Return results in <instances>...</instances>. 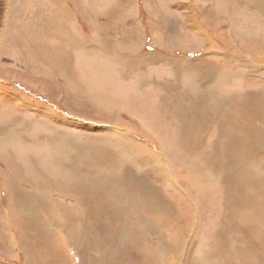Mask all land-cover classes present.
Returning a JSON list of instances; mask_svg holds the SVG:
<instances>
[{
    "label": "rangeland",
    "instance_id": "obj_1",
    "mask_svg": "<svg viewBox=\"0 0 264 264\" xmlns=\"http://www.w3.org/2000/svg\"><path fill=\"white\" fill-rule=\"evenodd\" d=\"M71 1L72 9L67 5L66 9L81 28L71 26L77 30V40L69 34L61 41L48 34L59 35L66 27H52L54 32L46 30L48 25L44 28L46 21H59L56 7L48 0H0V187L2 213L7 217L3 218V231L0 228L3 264H264V225L250 210L223 216V176L219 175L224 173L221 165L225 162L219 138L223 116L212 118L211 128L205 127L202 136L192 141L187 135L193 134L192 126L199 121L185 116L191 106L196 108L194 98L200 99V91L206 99H217L229 108L239 93L231 90L234 83L241 85V98L255 91L264 95V3L136 0L129 4L120 0L122 12H116L115 19L126 20L118 23L121 26H116L113 36L104 38L105 42L111 40L107 47H113L115 57H109L108 63L98 58L102 69L106 64L113 68L96 75L86 59L89 56L97 62V50L86 53L94 38L89 30L96 29L90 26L94 5L91 0ZM99 10L102 14L101 7ZM72 44L75 58L67 50ZM56 45L58 52L53 49ZM208 59L216 65L207 64ZM150 151L159 157L170 179L150 172ZM91 169L103 178H120L121 187L139 190L138 197L129 201L133 196L129 192L131 197L124 201L120 195L116 197L119 202L99 201L102 197L96 189L100 181L91 180V173H86ZM36 172L46 175L47 181L37 178ZM20 186L43 194L40 197L45 200L36 208L39 211L26 204L23 213L24 205L8 201L11 197L6 195L21 190ZM155 189L156 199L175 210L156 212L155 200H144L147 190ZM242 190L250 194L251 189ZM78 192L94 197L95 209L87 217L80 206V212L75 209V215L61 219V224L69 222L64 244L56 241V203L48 201L63 196L66 206L70 195ZM177 194L183 196V202ZM207 198L213 207L208 212ZM185 199L196 205L192 202L190 210ZM257 201L261 203L262 198ZM124 203L135 209L120 207ZM177 216L185 227L175 225ZM241 217L246 223L238 232L235 225L241 227Z\"/></svg>",
    "mask_w": 264,
    "mask_h": 264
},
{
    "label": "bare ground",
    "instance_id": "obj_2",
    "mask_svg": "<svg viewBox=\"0 0 264 264\" xmlns=\"http://www.w3.org/2000/svg\"><path fill=\"white\" fill-rule=\"evenodd\" d=\"M57 25V24H56ZM193 27H195L196 29H198L194 23H192ZM55 26V25H54ZM58 26V25H57ZM53 27V26H52ZM57 28V27H56ZM51 30V28H50ZM66 30V29H65ZM85 44V43H84ZM92 50V49H91ZM100 50V49H99ZM95 51V50H94ZM102 52V51H101ZM206 66V65H205ZM207 69V68H206ZM239 71V70H238ZM237 72V71H236ZM207 73V72H206ZM204 74V73H203ZM250 74V73H249ZM208 75V74H206ZM254 75V74H253ZM242 76V75H241ZM198 78V77H197ZM200 78V76H199ZM220 78V77H219ZM215 79V78H214ZM197 80V79H196ZM216 80V79H215ZM157 81V80H156ZM206 81V80H205ZM210 83V82H209ZM212 84V83H211ZM208 91V90H207ZM196 92V91H195ZM259 91H255L254 93L250 94L248 100H246L243 96L242 98H240L239 102L233 106V107H228L226 105V107L222 106V102L217 100V99H213V101L206 99L207 97H205V95L202 94V91H200L198 94V96H200V99H197L196 97L194 98V104L196 106V108L191 109L186 112V119L193 121L192 119L194 118H198V123L192 126V129H194L193 134L187 135V137L189 138V140L192 141L198 139L200 136H202L201 132L205 127H210L208 125L209 122H211L212 118H215L216 115L221 114L224 118L223 121H221L220 124V139L223 140V150L224 152H222L224 154V158H225V162L221 165V167L224 169V173L223 174H219L222 175L223 177L222 179V190H224V193L222 194V202H223V207H224V213L223 216H227L230 213H238L243 212V211H247L250 210V212L253 214V217L258 219V223L260 225H264V95L261 93H258ZM263 92V91H262ZM205 94V93H204ZM229 94V93H228ZM190 95V94H189ZM203 95V96H202ZM215 95V94H214ZM230 95V94H229ZM212 96V95H211ZM221 96V95H220ZM213 97V96H212ZM241 97V96H240ZM233 98V97H232ZM230 99V98H229ZM232 100V99H231ZM233 101V100H232ZM231 103V102H230ZM244 103V104H243ZM192 105V104H191ZM232 106V105H231ZM221 108V109H220ZM219 109L221 110L220 113ZM225 112V113H224ZM159 113V112H158ZM134 114V113H133ZM140 117V116H139ZM222 119V118H221ZM156 120V119H155ZM27 124V123H26ZM217 124V122H216ZM215 125V124H213ZM206 128V129H207ZM211 128V127H210ZM209 128V129H210ZM21 129V128H20ZM151 129V128H149ZM5 130V129H4ZM27 131V130H26ZM209 131V130H208ZM198 132V133H196ZM204 132V131H203ZM202 132V133H203ZM25 134V133H24ZM26 134H28V132H26ZM205 134V133H204ZM22 136V134H21ZM26 136V135H25ZM208 136V135H207ZM206 137V136H205ZM27 138V137H25ZM28 139V138H27ZM130 139V138H129ZM30 140V139H29ZM135 140V139H134ZM188 140V142H189ZM218 140V139H217ZM221 140V141H222ZM10 141V140H9ZM32 141V140H31ZM75 141V140H74ZM220 141V142H221ZM159 142V141H158ZM219 142V141H218ZM209 143V142H208ZM114 144V143H113ZM158 144V143H157ZM202 144V143H201ZM215 144V143H214ZM217 144V143H216ZM55 145V144H54ZM73 147V146H72ZM204 147V144H203ZM218 147V146H217ZM99 148V147H98ZM213 148V147H212ZM63 149V148H62ZM61 149V150H62ZM95 149V148H94ZM60 150V151H61ZM70 150V149H69ZM219 150V149H218ZM222 150V149H221ZM63 151V150H62ZM65 151V150H64ZM71 151V150H70ZM141 151V150H140ZM52 152V151H51ZM55 152V151H54ZM66 152V151H65ZM103 152V151H102ZM106 152V151H105ZM144 152V151H142ZM141 152V153H142ZM215 152V151H214ZM219 152V151H218ZM56 153V152H55ZM85 153V150H84ZM87 153V152H86ZM90 154V153H89ZM93 154V153H91ZM145 154V153H144ZM205 154V153H204ZM88 155V154H87ZM66 156V155H64ZM89 156V155H88ZM97 156V155H96ZM130 156V155H129ZM150 156L153 159L152 163L149 164V170L150 172H152L153 174H156L157 171V177L162 176V177H167L170 179V174H166L168 173V170L166 168H164L162 166V162L159 161V157H157V155L154 153H152V151H150ZM93 158V157H92ZM97 158V157H96ZM242 158H245V163L242 164L241 160ZM34 159V158H33ZM212 159L211 155H210V160ZM44 160V159H43ZM100 160V158H99ZM222 160V159H221ZM67 161V160H66ZM73 161V160H71ZM78 160H76L77 162ZM98 161V160H97ZM53 162V161H52ZM85 162V161H84ZM87 162V161H86ZM100 162V161H99ZM61 163V162H60ZM66 163V162H65ZM73 163V162H72ZM90 163V162H89ZM97 163V162H96ZM101 163V162H100ZM74 164V163H73ZM99 165V163H98ZM63 166V164H62ZM68 166V165H67ZM73 166V165H72ZM105 166V165H104ZM41 167V166H40ZM84 167V166H83ZM101 167V166H100ZM99 167V168H100ZM92 168V167H91ZM96 168V166L94 167ZM98 168V167H97ZM103 168V167H101ZM76 169V168H75ZM78 169V168H77ZM42 170V169H41ZM40 170V173H41ZM54 170V169H53ZM84 170V169H83ZM102 170V169H101ZM109 170V169H108ZM44 171V170H43ZM59 171V170H58ZM67 171V170H66ZM78 171V170H77ZM96 171V170H95ZM94 170L92 171L89 170L86 173H91L90 177L92 181H100V185H97V196H101L102 198L99 199V201H104V202H119L116 200V197L120 195V197H122L123 201L124 199L126 200V197L130 196L131 194L133 195L131 199H129V201L133 200V197L136 198L138 197V193L136 191L139 192V190L135 189H131L130 187H126L123 188L120 186L122 180H120V178L115 179H110L108 177H104L99 174H97V172H95ZM60 172V171H59ZM79 172V171H78ZM82 172V170L80 171ZM173 172V177L175 179L176 177V172H174V170H172ZM54 172H51L50 174H52ZM56 173V172H55ZM62 173V171H61ZM60 173V174H61ZM76 173V172H75ZM108 173V172H107ZM39 173L36 172L37 176ZM43 174V173H42ZM58 174V173H57ZM82 174V173H79ZM87 174V175H88ZM105 174V173H104ZM63 175V174H62ZM67 175V174H66ZM70 175V174H68ZM76 175V174H74ZM58 176V175H57ZM60 176V175H59ZM77 176V175H76ZM110 176V175H109ZM112 176V175H111ZM175 176V177H174ZM42 178L44 180H46V175H42V176H37V178ZM69 177V176H68ZM75 177V176H74ZM81 177V176H80ZM119 177V176H118ZM130 177V175H129ZM83 178V176H82ZM88 178V177H85ZM206 179L208 177H205ZM214 179V178H213ZM34 180V179H32ZM31 180V181H32ZM9 181V180H8ZM29 181V180H28ZM47 181V180H46ZM151 181V180H150ZM33 182V181H32ZM52 182V181H51ZM61 182V181H60ZM76 182V181H75ZM161 182V181H159ZM35 183V182H34ZM43 184V182H41ZM88 183V182H87ZM8 184V183H7ZM12 184V183H11ZM30 184V183H29ZM22 185V184H20ZM32 185V184H31ZM66 185V184H65ZM83 184H81L82 186ZM93 185V184H91ZM90 185V186H91ZM175 185L178 186V179L176 177V182ZM10 186V185H9ZM34 186V184L32 185ZM36 186V185H35ZM38 186V185H37ZM67 186V185H66ZM72 186V185H71ZM70 186V187H71ZM89 186V188H90ZM176 186V187H177ZM206 186V185H205ZM21 187L20 190V197L17 198V200L15 201L17 204L19 205H24L21 208V211L23 213H25L28 209V206H26V204H30V206L36 211L38 209V205L41 204V202H44V200L41 201V197H40V193H36L34 190V192L29 195V196H25L26 192H24V189ZM53 187V186H52ZM51 187V189H52ZM86 187V186H84ZM83 187V188H84ZM170 187V186H168ZM167 187V188H168ZM244 187H248L251 190L248 192H250V194H248L246 192V190H242ZM54 188V187H53ZM73 188V187H71ZM82 188V187H81ZM80 188V189H81ZM82 188V189H83ZM15 189V188H14ZM37 189V188H36ZM78 189V188H77ZM93 189V188H92ZM95 189V188H94ZM208 189V188H207ZM16 190V189H15ZM18 190V189H17ZM10 191V190H9ZM8 191V192H9ZM31 191V190H29ZM70 191V190H69ZM74 191V190H73ZM78 191V190H77ZM59 193H62L61 191H58ZM58 192H55V194H57ZM131 192L130 195H128V193ZM146 191L144 190V193ZM207 192V190H206ZM205 192V194H206ZM211 192V191H210ZM209 192V194H210ZM2 194V193H1ZM10 194V193H9ZM62 194H59L60 196ZM66 194V193H65ZM63 194V196L65 195ZM160 194V193H159ZM12 195V194H11ZM18 195V196H19ZM54 195V194H52ZM67 195V194H66ZM65 195V196H66ZM88 196V199H85L84 196ZM251 195V196H250ZM22 196L24 198H22ZM62 197V200L59 198L54 200V201H48L49 202H54L56 203L54 206V210L55 212L58 214L57 218L54 219V221L57 224V229L56 230V235L58 236V240L56 239V241H60L61 243L67 244V239L66 236L67 234H69V229H68V225L67 222L65 223L64 221L61 224V219L64 217H68L69 215H75V209L80 212V206H82L83 211H81L85 216H89L91 214V211H94L95 208H93V205L91 202L94 201V197L88 195L87 193H79L78 195H70L71 199H70V204L65 206L66 203V198ZM69 196V195H68ZM67 196V197H68ZM175 196V195H174ZM178 196V194H177ZM13 197V196H12ZM11 197V198H12ZM131 197V196H130ZM140 197V196H139ZM141 197L143 198V194H141ZM157 197V190L155 189V191L153 190H147V195L144 196V200L146 201H153L155 200V205H154V210L156 212H161V211H168L169 210H175L171 204H167L164 203L162 201H158V199H156ZM170 197V196H169ZM213 197V196H212ZM221 197V196H220ZM115 198V199H114ZM175 198V197H174ZM179 202H183V196L179 195L177 197ZM219 198V197H218ZM262 198V202L259 203L257 201V199ZM14 199V198H13ZM215 199V198H214ZM2 200V199H1ZM160 200V198H159ZM186 200V199H185ZM202 200V198H201ZM245 200H253L252 202H246ZM12 201V200H11ZM208 201V211H210V208L212 209L213 207H211V204L209 202V199L207 198ZM13 202V201H12ZM14 202V203H15ZM122 202V201H121ZM128 202V201H127ZM196 205V202L193 201L192 199H190L189 201H184L185 205L191 210L192 208V204L193 203ZM199 202V201H198ZM213 202V201H212ZM221 202V203H222ZM246 202V203H245ZM75 203V204H74ZM130 203V202H128ZM206 203V202H205ZM133 204V202H132ZM132 204H125L123 206L120 205V207H129L132 209H135V205ZM201 204V203H200ZM12 206V205H11ZM194 206V205H193ZM6 207V206H5ZM16 208V206H14ZM14 207H11L12 209H10V211L14 210ZM119 207V208H120ZM205 207V206H204ZM203 207V208H204ZM37 208V209H36ZM118 208V206H117ZM128 208V209H129ZM199 208V207H198ZM207 208V207H206ZM123 209V208H122ZM179 209V208H178ZM177 209V211H178ZM194 209V208H193ZM197 209V208H196ZM19 210V209H18ZM39 211V210H37ZM121 211V210H120ZM124 211V210H123ZM195 211V210H194ZM202 211V210H201ZM134 212V211H132ZM204 212V211H203ZM93 213V212H92ZM137 213V212H136ZM196 213V212H195ZM205 213V212H204ZM96 214V211H95ZM135 214V213H134ZM198 214V213H197ZM196 214V215H197ZM201 214V213H200ZM208 214V213H207ZM206 214V217H207ZM4 216V215H3ZM16 216V215H15ZM92 216V215H91ZM90 216V217H91ZM232 216V215H231ZM242 216V215H241ZM13 217V215H12ZM5 218V217H4ZM14 218V217H13ZM235 218V217H234ZM253 218V219H254ZM7 219V217H6ZM178 219H180L179 216H177V220L175 223V225H180L183 226L180 221H178ZM202 219L204 220L205 218L202 217ZM208 219V218H207ZM68 220V219H67ZM193 219H191L192 221ZM201 220V219H200ZM227 220V218H226ZM230 220V219H229ZM239 220V219H236ZM6 221V220H5ZM16 221V220H15ZM71 221V220H70ZM190 221V222H191ZM197 221V219H196ZM205 221V220H204ZM208 222V220H206ZM205 221V222H206ZM204 222V223H205ZM228 222V221H227ZM233 222V221H232ZM231 222V223H232ZM7 223V222H6ZM76 223V222H73ZM203 223V222H202ZM203 223V224H204ZM212 223V222H211ZM214 223V222H213ZM229 223V222H228ZM246 223V218L245 217H241L240 218V226L235 225V228L238 232H240L239 230L242 227V225H244ZM258 223L256 225H258ZM5 224V223H4ZM8 224V223H7ZM206 224V223H205ZM253 224V223H252ZM251 224V225H252ZM17 224L14 223V227L17 228L16 226ZM23 225V224H22ZM73 225V224H72ZM173 225V224H172ZM255 225V224H254ZM255 225V226H256ZM7 226V225H6ZM250 226V225H249ZM51 227V226H50ZM88 228L92 227V225H87ZM185 227V226H183ZM247 227V226H246ZM252 227V226H251ZM6 228V227H5ZM74 229L75 226L73 227ZM220 228V227H219ZM249 228V227H247ZM18 229V228H17ZM193 229V228H192ZM246 229V228H245ZM264 229V228H263ZM19 230V229H18ZM73 230V229H72ZM243 230V229H242ZM248 230V229H247ZM255 230V229H254ZM257 230V229H256ZM259 230V229H258ZM261 230V229H260ZM246 231V230H245ZM243 231V232H245ZM250 231V230H249ZM253 231V230H252ZM62 232H64L65 234H63ZM72 232V231H71ZM129 232V231H128ZM191 232V231H190ZM242 232V231H241ZM254 232V231H253ZM251 232V233H253ZM257 232V231H256ZM264 232V231H263ZM20 233V232H19ZM18 233V234H19ZM24 233V232H23ZM73 233V232H72ZM249 233V232H248ZM12 234V233H11ZM54 234V233H53ZM52 234V236H53ZM151 234V233H150ZM16 235V234H15ZM152 235V234H151ZM150 235V236H151ZM254 235V233H253ZM9 236V235H8ZM99 236V235H98ZM158 236V234H157ZM56 237V236H55ZM117 237V236H116ZM121 237V236H120ZM152 237V236H151ZM154 237V236H153ZM254 237V236H253ZM16 238V237H15ZM87 238V237H86ZM245 238V237H244ZM249 238V237H248ZM17 239V238H16ZM70 239V238H69ZM83 239V238H82ZM89 239V238H88ZM217 239V238H216ZM255 239V238H254ZM259 239V238H258ZM261 239V238H260ZM86 240V239H85ZM91 240V239H90ZM158 240V239H157ZM190 240V239H189ZM218 240V239H217ZM223 240V239H222ZM234 240V239H233ZM262 240V239H261ZM23 241V240H22ZM74 240H72L73 242ZM153 241V240H152ZM155 241V240H154ZM153 241V242H154ZM236 241V240H235ZM253 241V240H251ZM257 241V240H256ZM71 242V243H72ZM77 242V241H76ZM95 242V241H94ZM189 242V241H188ZM191 242V241H190ZM260 242V241H258ZM36 243V242H35ZM102 243V242H101ZM195 243V242H194ZM214 243V241H213ZM220 243V242H219ZM233 243V242H231ZM245 243V242H244ZM255 243V241H253V244ZM87 243H85L86 245ZM196 244V243H195ZM252 243L250 242V245ZM258 244V243H257ZM84 245V246H85ZM194 245V244H193ZM216 245V244H215ZM259 245V244H258ZM23 247V245H21ZM64 246V245H63ZM62 246V247H63ZM88 246V245H87ZM195 246V245H194ZM17 247V246H16ZM86 247V246H85ZM123 247V246H122ZM129 247V246H128ZM211 247V246H210ZM214 247V246H213ZM222 247V246H220ZM237 247V246H236ZM243 247V246H242ZM246 247V246H245ZM250 246H248L249 249ZM262 247V246H260ZM130 248V247H129ZM164 248V247H163ZM240 248V247H239ZM252 248V247H250ZM24 249V248H23ZM49 249V248H48ZM52 249V248H51ZM77 249V248H76ZM100 249V248H99ZM128 249V248H127ZM221 249V248H220ZM238 249V248H237ZM25 250V249H24ZM65 250V249H64ZM80 250V249H79ZM83 250V249H82ZM218 250V249H217ZM224 250V249H223ZM52 251V250H51ZM102 251V250H101ZM219 251V250H218ZM220 252V251H219ZM222 252V251H221ZM260 252V251H259ZM264 252V251H262ZM100 254V253H99ZM208 254V253H207ZM245 254V253H244ZM103 255V254H102ZM106 255V254H105ZM104 255V257H105ZM210 256V255H209ZM224 256V254H223ZM263 256V253H262ZM79 257V256H78ZM184 257V256H182ZM264 257V256H263ZM59 258V257H58ZM195 258V257H194ZM207 258V257H206ZM209 258V257H208ZM224 258V257H223ZM229 258V256H228ZM231 259V258H230ZM263 259V258H262ZM59 260V259H58ZM61 261V260H59ZM110 261V260H109ZM234 261V260H233ZM239 261V260H238ZM105 262V261H104ZM103 262V263H104ZM107 262V261H106ZM228 262V261H227ZM256 262V261H255ZM108 264V262H107ZM206 264V263H205ZM228 264V263H227ZM231 264V263H230ZM256 264V263H255Z\"/></svg>",
    "mask_w": 264,
    "mask_h": 264
},
{
    "label": "crops",
    "instance_id": "obj_3",
    "mask_svg": "<svg viewBox=\"0 0 264 264\" xmlns=\"http://www.w3.org/2000/svg\"><path fill=\"white\" fill-rule=\"evenodd\" d=\"M128 1H129V4H134L136 2V0H128ZM238 1L240 3H245L244 0H238ZM260 1L264 3V1H262V0H260ZM48 2H49V5L53 4L56 7L55 10H57V11H55V15H56V19L59 20V21H57L55 23H50V24H48L50 21H46V23L44 24V28H45V26L48 25L46 30L49 31V32H54V31H51L50 30V28H52V26L54 28H56V27L57 28H61L62 26L66 27V30L61 31L59 33V35L58 34H54V35L48 34V35L49 36H57L58 39H60L61 41H64L65 40V37H68L69 34H72V36L74 37V39L77 40L76 36H78V34L76 33V31L81 28V23L80 22H77L76 21V18L73 19L71 17L72 15L70 14V12L66 9V5L68 6L67 7L68 9H72V6H71L72 1L69 0L70 3H68V4H67V0H48ZM91 3L94 5L92 7V11H94V10L95 11L92 12V14H93L94 17L91 19L90 26L91 27H94L96 29L95 30H92V31L89 30V32H92V35L94 36V38H91L92 39L91 49L92 50H97V55H96L97 62L95 63L94 58L92 59L89 56L86 57V59L90 60V62H91L90 64H92V65L89 68L90 69L91 68L93 69V73L94 74H96V75H100V74H103V73L106 74L109 71H111V69L113 68V66L111 67L110 64H106L105 67L102 69V67L99 66V60L106 59V63H108V60L107 59L110 57L113 60V58L115 57V53L113 51V47H112V49H109V47H107L108 44L111 45V40H110V42L109 41L105 42L104 41V38L113 36L115 34V30H116L115 28H116V26H121L118 23H120V22H122V21H124L126 19L125 18L115 19L117 17L116 12H122V8L123 7H122V3H121L120 0H91ZM236 5L237 4L235 3V6ZM100 7L103 10L102 14H101V12L99 13ZM80 8H81V4H80ZM113 8H114V10L111 13L110 11ZM236 9H237V7H236ZM109 13H111V17L110 18L106 17ZM62 16H64V18L59 19ZM193 21L191 20V22H193ZM82 23L84 25L88 26L86 24L88 22H82ZM71 26H76L77 27V30L76 29H73ZM95 36H96V38H95ZM0 43H1V41H0ZM44 48L42 50L40 49L39 51H44ZM53 49H55L54 52H58L60 48L56 45V46L53 47ZM91 49H89L88 52H86L88 55L91 53V51H92ZM67 50L70 51L72 53V55L74 56V53H73L74 50H75L74 45L72 47H70V48H67ZM46 53L49 54L48 51H46ZM118 56H121V54H119ZM54 57H56V54H54ZM74 58H75V56H74ZM98 58H99V60H98ZM211 59L206 60V63L209 64V65H216L215 63L212 64ZM94 64H95V66H94ZM231 90L232 91H235V92L239 91V93H240V91H241V85L239 87V84L237 86V84L234 83V86L232 87ZM250 90H253V89H250ZM239 93L238 92L236 93V96H235L236 103H235V105L237 104V101L239 102V100L241 98L238 95ZM249 96H250V94H248L247 96H243V97L246 100H248ZM29 181H30V179H29ZM19 192H20V190H15V191H13V194L12 195L11 194H7L6 196H10V197L13 196L8 201L15 202L17 200V198H19L20 195H21ZM24 192H26V195L25 196H29V195H31L33 193V191H30L29 192V191H25V190H24ZM1 193H3V192H2V189L0 187V228H2V231H3V228L4 227L2 225V222H3V218L6 217V215H4L2 213V200H3L4 194L2 195ZM40 195H43V194H40ZM42 200H45V199H41V201ZM12 219H14V218L12 217ZM5 232L6 233L8 232L7 234L10 235V232L7 231L6 228H5ZM14 252H15V249H13L12 253L14 254ZM0 257H1V254H0ZM11 258H13L12 255H11ZM14 260L18 261V255H16L14 257ZM0 264H3L2 258H0Z\"/></svg>",
    "mask_w": 264,
    "mask_h": 264
}]
</instances>
